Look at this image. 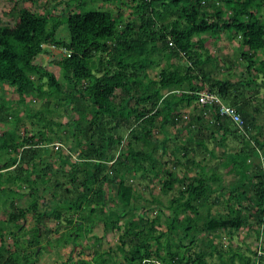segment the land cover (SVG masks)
<instances>
[{"label":"trees","instance_id":"16d2710c","mask_svg":"<svg viewBox=\"0 0 264 264\" xmlns=\"http://www.w3.org/2000/svg\"><path fill=\"white\" fill-rule=\"evenodd\" d=\"M97 1L64 0L62 10L25 6L14 22L0 23V88L16 94L0 95V124L7 128L0 132V207L6 211L0 264H37L49 219L68 227L56 243L76 247L95 217L120 231L118 248L128 264H252L251 254L231 244L223 250L215 240L256 223L261 243L252 252L264 264V132L254 100L264 85V0H103L132 7L128 19L123 10L88 7ZM64 28L67 40L60 37ZM226 36L239 39L247 61L240 77L229 76L233 57L229 64L212 50ZM54 47L65 52L56 57ZM44 53L52 54L65 82L39 62ZM152 67L159 68L155 76ZM202 90L237 107L243 128L220 114L218 104H201ZM43 96L44 110L32 112L33 100ZM52 105L64 107L66 122L45 123ZM21 111L35 117L30 131ZM170 139L176 142L167 158ZM56 142L63 145L55 148ZM211 142L223 148L213 168L196 159L216 155ZM179 166L186 168L182 176ZM139 172L161 178L164 194L178 185L169 214L159 208L152 218L135 217L134 209L145 206L133 204L137 189L126 177ZM225 174L234 179L225 183ZM45 192L52 206L42 204ZM222 204L226 212H211ZM165 214L169 220L159 230ZM28 218L35 219L30 229ZM208 232L214 235L204 240ZM111 258L96 249L91 259L71 264H115Z\"/></svg>","mask_w":264,"mask_h":264},{"label":"rangeland","instance_id":"374dc122","mask_svg":"<svg viewBox=\"0 0 264 264\" xmlns=\"http://www.w3.org/2000/svg\"><path fill=\"white\" fill-rule=\"evenodd\" d=\"M33 7L36 6L37 8H39V10H42L44 8H49V9H64V0H36V2L32 5L31 3H29L28 0H0V23H12L14 22L15 18H16V14L17 11H19L22 7ZM102 7V8H109V9H113L115 13L123 10L124 12H127L126 14V18H130V14L133 12V8L132 7H121L118 6L117 4H111L108 2H105L103 0H99L97 2H94V4H88V7ZM16 8V12L15 9ZM90 9V8H89ZM12 10V13L9 14ZM69 9H65V12H68ZM132 18H135L134 14L132 15ZM60 37L67 40L68 38V32L67 29L64 28L61 30L60 32ZM223 34H227L226 32ZM225 38V37H224ZM238 40H231L226 36V39H224L221 43V45H218L216 47H212L213 51H216L217 54H219L220 56H224V58L231 60L232 57L234 58L235 62L234 66L232 69L234 70V72L231 71V74L229 76H234L237 77L242 74V71H245L246 68V63L247 61H243V59H241V50L239 48V44H238ZM50 49V48H49ZM54 52V54H53ZM52 54L56 57H60L61 55H63V53L65 52V50H63L62 48H58V47H54ZM51 54V55H52ZM49 54H42L39 58V62L42 63L43 65H45V67H48L49 69H51L52 71H54L58 78L62 81L63 77L61 75V70L59 68V66H57L54 61H53V56H51ZM229 57V58H228ZM160 62H163V60H160ZM229 62V61H228ZM231 63V62H229ZM161 66V63H160ZM159 68H149V72L151 73L152 76H155L158 72ZM65 82V81H64ZM46 86V85H45ZM260 94L258 96H256V98H254V100L257 102L256 104H260V106L262 107V111L261 113H259V123L262 124L261 129L264 132V85L262 87H260ZM0 95H6V96H12L11 98L15 99L14 96L16 95L15 92H13L12 89L6 88V87H2L0 88ZM31 98H29L28 100H30ZM32 100V99H31ZM47 97L43 96L40 97V99H36L33 100V105H32V112H36L38 110H44L45 108V103H46ZM15 101V100H14ZM52 103H54L52 101ZM52 107L54 108L53 111L51 112H44L43 115L46 116V121L45 123H47L51 118L54 120V122H66V119L68 117V112L64 109V107H55L54 105H52ZM191 109V108H190ZM192 112V110H191ZM20 115L23 118V121L25 123V126L27 127V130H31L32 126H31V120L33 118H29L27 116H25L24 112L21 111ZM20 124V131L23 130V124ZM2 125L0 124V127ZM170 129V132H174L173 130H175V128L173 129L170 125L167 126ZM34 128V127H33ZM35 128H37V126H35ZM60 127H58L57 125H54V129L58 130ZM68 126L65 125V127H63L62 129L68 130ZM6 127L2 126V130H0V132L2 133L3 130H6ZM29 131L26 133L28 134ZM169 132V133H170ZM49 133H51L53 136H55V132L50 131ZM165 133H158L157 137L158 138H162L164 136ZM54 140H58V139H54ZM64 143H66L68 146L70 145L69 141H63ZM175 140L170 139L169 140V145L170 148L168 150V153L166 155L167 158H170L169 154H171V148L174 146L175 144ZM231 145H235L237 146L239 143L236 142L235 140L229 139L228 141ZM209 147L210 148H215V156H212L210 154H207V156L204 158V154H200L196 156L197 160H202L203 164H207L210 168H213L219 161L218 159V155L221 153V151L223 150L222 147L220 146H215L214 143H209ZM263 151V149H261ZM204 158V159H203ZM220 158V157H219ZM253 159L256 162H260L262 160V157L257 158V157H253ZM170 165H172V162L170 163ZM186 170L185 167L179 166L176 171L178 172V174L180 176H182L183 172ZM198 168L194 169V172H197ZM144 176L142 173H130L129 175H127V181L129 184H132L133 186L136 187L137 191H136V195L135 198L133 200V204L136 205H140V206H145V210H141L138 208L134 209L135 217L137 218L139 213H145L146 215H148L149 217H153L156 215V211L158 212L159 208H163L166 214H169V210H168V204H169V200L171 197L175 196L178 194V185H176L175 188H173V190L169 191L167 194H164L161 191V184H162V180L161 178H154V179H150L149 176H146L144 178L142 177ZM234 179V175H229V174H225V183H230V181H232ZM49 192L48 194L45 192L43 199L41 200L42 204L44 205H48V206H52L54 204V201L49 200ZM218 195L217 192L213 193L212 196H216ZM157 198L160 200L158 201ZM28 199H22L20 201V203H22L23 205H25L27 203ZM244 202L247 204L249 203L248 199H244ZM41 204V205H42ZM46 206V207H48ZM226 206L225 205H213L211 212L216 214L218 212L224 213L226 212ZM41 208H45V207H41ZM6 214L5 209L2 208V206L0 207V217L4 216ZM2 214V215H1ZM4 214V215H3ZM164 215L163 216V225H160L158 227L159 230H164L166 228V221L169 220V218H167L168 215ZM5 218V217H2ZM251 221H254V217H251ZM63 220V219H62ZM5 221V220H2ZM27 224V229L32 228V226L35 223V219L33 218H28V222H25ZM65 222L63 221V224ZM256 223L254 225V228H248V227H244L241 228L240 230H233L231 233L228 231H223L218 233V235L216 236V240L215 242L219 244V246H221V248L223 250H227V247L229 246V244H231L234 248H239V250H241L242 252L246 253V254H251L253 256V262L252 264H257L256 262V256L254 255V253L252 252L253 250H256V247L259 246V244L261 243V240L259 239L257 230H256ZM6 229V224L4 225ZM47 226H49V241L47 239L44 240V243L42 244L43 247H41V252L38 254L37 256V264H71L73 260H80L82 258L85 259H91L93 257L94 251L96 249L99 250H104V251H109L111 252V259L112 260H116L115 264H128L127 259L124 258V252H121V250H119V238H120V231L109 228L106 229V226L104 225V221L98 219V217H95V224H93V227L91 228V230H89L88 232L84 231L83 235H81L79 237V239L77 240L78 244L75 247V242H70L68 244H61L58 245L55 241V238L59 235H61V233H65L68 229V227L60 225L58 223V221L54 218L49 219L47 221ZM7 231V229L5 230ZM214 235V232H208L206 234L203 235V239L206 240L207 237ZM24 237V236H23ZM261 239L264 241V238L261 236ZM50 242V243H49ZM52 242V243H51ZM25 244H21L22 249L25 248ZM21 247H19L21 249ZM127 247L129 248V245H127ZM29 250H32V247H28ZM218 258V254L216 252L215 256L213 258L210 259L211 262L216 263L218 262L219 259ZM238 261V258H237ZM114 264V263H112Z\"/></svg>","mask_w":264,"mask_h":264},{"label":"built area","instance_id":"2783aa9c","mask_svg":"<svg viewBox=\"0 0 264 264\" xmlns=\"http://www.w3.org/2000/svg\"><path fill=\"white\" fill-rule=\"evenodd\" d=\"M169 44L174 45V41L171 38H169ZM198 100L201 104L204 105L218 104L220 109V114L228 116L241 129L243 128L244 120L241 114L238 112L237 108L233 105L225 103L218 93L210 90L199 91ZM242 132L247 133V131L244 130ZM62 145L63 144L61 142H56L55 148H59ZM259 252L261 253L263 251H259Z\"/></svg>","mask_w":264,"mask_h":264},{"label":"clouds","instance_id":"9594fccd","mask_svg":"<svg viewBox=\"0 0 264 264\" xmlns=\"http://www.w3.org/2000/svg\"><path fill=\"white\" fill-rule=\"evenodd\" d=\"M203 91V90H202ZM222 98V97H221ZM237 108V107H236ZM239 112V111H238ZM240 113V112H239ZM243 118V117H242ZM251 141L255 144V146H256V143H255V141L253 140V139H251Z\"/></svg>","mask_w":264,"mask_h":264},{"label":"crops","instance_id":"0c3cea01","mask_svg":"<svg viewBox=\"0 0 264 264\" xmlns=\"http://www.w3.org/2000/svg\"><path fill=\"white\" fill-rule=\"evenodd\" d=\"M223 57H224V56H223ZM228 58H229V57H228ZM228 61H230V60H229V59H227V63H228ZM229 64H230V63H229ZM231 71H232V72H234V70H233V69H232ZM231 71H230V72H231Z\"/></svg>","mask_w":264,"mask_h":264}]
</instances>
